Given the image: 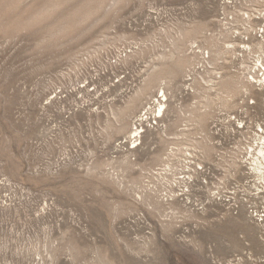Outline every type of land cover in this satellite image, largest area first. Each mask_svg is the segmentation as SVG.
<instances>
[{
  "label": "rangeland",
  "instance_id": "rangeland-1",
  "mask_svg": "<svg viewBox=\"0 0 264 264\" xmlns=\"http://www.w3.org/2000/svg\"><path fill=\"white\" fill-rule=\"evenodd\" d=\"M258 10L0 0V264H264Z\"/></svg>",
  "mask_w": 264,
  "mask_h": 264
},
{
  "label": "bare ground",
  "instance_id": "bare-ground-1",
  "mask_svg": "<svg viewBox=\"0 0 264 264\" xmlns=\"http://www.w3.org/2000/svg\"><path fill=\"white\" fill-rule=\"evenodd\" d=\"M254 79V78H253ZM258 82V81H257ZM250 83V82H249ZM160 105V104H159ZM158 108V107H157ZM156 108V109H157ZM152 109V108H151ZM156 114V112H155ZM142 118V117H141ZM143 119V118H142ZM137 128V127H135ZM262 130V129H261ZM141 133V132H140ZM258 135V134H257ZM260 136V135H259ZM257 139V138H256ZM260 144H257L258 147L255 149V153L252 156L251 161V170L258 177V179L263 182V190H260L257 187V190L264 192V136L259 139ZM254 147V145H253ZM252 148V147H251ZM253 149V148H252ZM250 161V159H249ZM249 165V164H248ZM262 184V183H261Z\"/></svg>",
  "mask_w": 264,
  "mask_h": 264
},
{
  "label": "built area",
  "instance_id": "built-area-1",
  "mask_svg": "<svg viewBox=\"0 0 264 264\" xmlns=\"http://www.w3.org/2000/svg\"><path fill=\"white\" fill-rule=\"evenodd\" d=\"M228 4H230L229 2H228ZM239 16V15H238ZM237 16V18L235 19L234 17H232L231 19H228L227 17L224 19V21H219L220 22V24H223V25H225L224 27L226 28V29H230L229 28V26H230V24L231 23H237L238 22V19H239V17ZM253 16H255V15H250L248 12L246 13V12H242V13H240V19L242 20V21H245V22H247L248 20H252V18H253ZM257 19H262V20H264V12H262L261 10H258V14H257V16H255ZM260 32L263 34L264 33V30L262 29V30H260ZM237 33V36H235V34ZM239 32H232V33H230V35H231V37H240L241 35L240 34H238ZM238 45H241V44H238ZM258 83H260L261 85H263L264 84V79H262L261 81H258ZM162 102L163 103H165L166 101H164V100H162ZM166 110V109H165ZM165 110H164V112H165ZM159 111V110H158ZM164 112H163V114L160 116V117H158V113L155 115V117H156V119H160V118H162L163 116H164ZM241 127V126H240ZM135 146V145H134ZM188 179H189V176H188Z\"/></svg>",
  "mask_w": 264,
  "mask_h": 264
}]
</instances>
